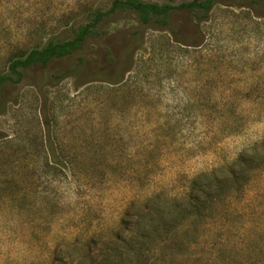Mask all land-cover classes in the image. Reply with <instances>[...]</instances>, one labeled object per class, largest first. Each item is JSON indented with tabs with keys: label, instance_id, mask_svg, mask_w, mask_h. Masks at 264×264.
Instances as JSON below:
<instances>
[{
	"label": "rangeland",
	"instance_id": "obj_1",
	"mask_svg": "<svg viewBox=\"0 0 264 264\" xmlns=\"http://www.w3.org/2000/svg\"><path fill=\"white\" fill-rule=\"evenodd\" d=\"M112 1L0 0V73ZM170 28L181 44L131 13L106 16L80 49L3 87L0 264L100 262L115 235L144 228L148 198L182 199L244 155L200 217L115 261L264 264V0H216L205 22L179 12Z\"/></svg>",
	"mask_w": 264,
	"mask_h": 264
},
{
	"label": "trees",
	"instance_id": "obj_2",
	"mask_svg": "<svg viewBox=\"0 0 264 264\" xmlns=\"http://www.w3.org/2000/svg\"><path fill=\"white\" fill-rule=\"evenodd\" d=\"M216 5V0H193L178 5L167 3L157 4L142 0H114L107 11L96 9L92 13L90 22L80 25L71 31L69 38H53L45 43L34 46L29 50H17L7 58V69L0 73V96L3 87L8 84L21 82L23 72L34 66H46L51 60L63 58L80 49L87 37L98 34V25L104 17L115 13H131L140 24L154 25L160 29L156 32L167 31L176 43H180L177 30L170 28L171 18L174 14L185 12L197 22H205L210 12ZM257 150H252L256 154ZM253 156H240L227 168V173H222L223 178L214 175L207 185L199 186L197 183L191 189L189 195L182 199H171L166 204H160L158 196L148 198V205L144 211V228H138L133 236L124 238L115 235L108 243L112 251L100 262L86 253L85 259L88 264H116V259L124 257L125 260L142 257L143 250L147 253L151 248L157 247L162 241L173 235L176 229L188 219H195L203 214L205 205L213 200L211 196L217 189L224 186L232 187L239 181V177L250 166ZM213 193L210 194L211 189ZM153 203V205H152ZM170 216L167 221L166 217ZM89 246L88 244H86ZM150 245V246H149ZM149 246V247H148ZM135 251L137 257H132ZM132 257V258H131ZM148 262V260L146 261Z\"/></svg>",
	"mask_w": 264,
	"mask_h": 264
}]
</instances>
